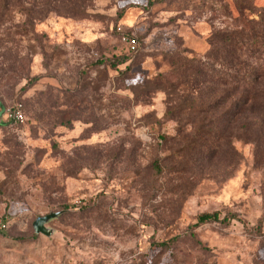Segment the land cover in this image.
<instances>
[{
  "label": "rangeland",
  "instance_id": "rangeland-1",
  "mask_svg": "<svg viewBox=\"0 0 264 264\" xmlns=\"http://www.w3.org/2000/svg\"><path fill=\"white\" fill-rule=\"evenodd\" d=\"M234 15L233 0H0V103L24 113L0 120V264H264V126L257 147L228 119L165 113L169 59L203 54Z\"/></svg>",
  "mask_w": 264,
  "mask_h": 264
},
{
  "label": "trees",
  "instance_id": "trees-1",
  "mask_svg": "<svg viewBox=\"0 0 264 264\" xmlns=\"http://www.w3.org/2000/svg\"><path fill=\"white\" fill-rule=\"evenodd\" d=\"M11 1L1 0V4L7 6ZM25 1L13 0V3L23 6ZM233 2L234 25L212 30L206 36L208 47L203 54L196 56L183 49L187 54H176L169 59L176 79L166 83L165 90L168 95H176L177 101L165 113L180 115L186 110L189 118L186 123L191 125L196 114L202 117L203 125L228 119L235 124L236 139L251 140L259 147L264 126V6L250 0ZM137 47L138 43L134 50L129 49L134 52ZM232 152L237 165L240 155L235 149ZM218 218V211H213L199 214L197 220ZM155 244L165 246L167 241ZM139 264L155 262L151 258Z\"/></svg>",
  "mask_w": 264,
  "mask_h": 264
},
{
  "label": "built area",
  "instance_id": "built-area-1",
  "mask_svg": "<svg viewBox=\"0 0 264 264\" xmlns=\"http://www.w3.org/2000/svg\"><path fill=\"white\" fill-rule=\"evenodd\" d=\"M118 28L121 30V39L130 47L131 50H134L137 45V38L123 31L121 27ZM3 116L6 120L14 122L23 121L24 113L22 109V103L14 102L11 105L5 106Z\"/></svg>",
  "mask_w": 264,
  "mask_h": 264
},
{
  "label": "water",
  "instance_id": "water-1",
  "mask_svg": "<svg viewBox=\"0 0 264 264\" xmlns=\"http://www.w3.org/2000/svg\"><path fill=\"white\" fill-rule=\"evenodd\" d=\"M4 109L5 106L0 103V120L1 117L3 116ZM58 213L59 211H51L49 213L37 216L32 223L34 231L37 233L38 232L43 233L45 235L51 234L52 229L46 225V222L51 218L57 216Z\"/></svg>",
  "mask_w": 264,
  "mask_h": 264
}]
</instances>
